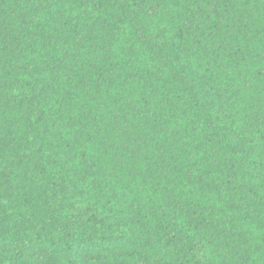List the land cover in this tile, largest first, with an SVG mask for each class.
Wrapping results in <instances>:
<instances>
[{
	"label": "trees",
	"instance_id": "obj_1",
	"mask_svg": "<svg viewBox=\"0 0 264 264\" xmlns=\"http://www.w3.org/2000/svg\"><path fill=\"white\" fill-rule=\"evenodd\" d=\"M0 264H264V0H0Z\"/></svg>",
	"mask_w": 264,
	"mask_h": 264
}]
</instances>
